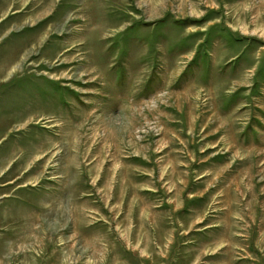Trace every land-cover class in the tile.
Masks as SVG:
<instances>
[{
  "label": "rangeland",
  "instance_id": "1",
  "mask_svg": "<svg viewBox=\"0 0 264 264\" xmlns=\"http://www.w3.org/2000/svg\"><path fill=\"white\" fill-rule=\"evenodd\" d=\"M0 264H264V0H0Z\"/></svg>",
  "mask_w": 264,
  "mask_h": 264
}]
</instances>
